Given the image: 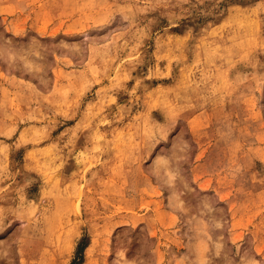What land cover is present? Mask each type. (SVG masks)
<instances>
[{"label": "rangeland", "instance_id": "1", "mask_svg": "<svg viewBox=\"0 0 264 264\" xmlns=\"http://www.w3.org/2000/svg\"><path fill=\"white\" fill-rule=\"evenodd\" d=\"M0 264H264V0H0Z\"/></svg>", "mask_w": 264, "mask_h": 264}]
</instances>
